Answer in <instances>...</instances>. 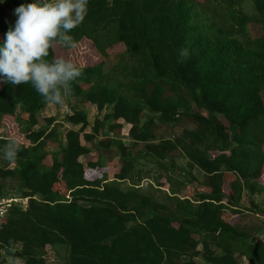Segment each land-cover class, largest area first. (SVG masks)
<instances>
[{"label": "trees", "instance_id": "obj_1", "mask_svg": "<svg viewBox=\"0 0 264 264\" xmlns=\"http://www.w3.org/2000/svg\"><path fill=\"white\" fill-rule=\"evenodd\" d=\"M246 1L89 0L84 21L68 34L98 58L83 57L92 63L77 66L83 75L68 98L110 112L94 120L91 133L84 112L68 115L65 121L79 128L66 131L55 154L47 152L57 137L55 126L49 129L54 118L34 129L46 106L42 97L31 84L13 86L0 77V124L13 120L26 128L16 160L0 159V199L9 179L25 200L12 202L0 225L1 261L11 239L23 264H47L48 250L59 264H241L238 256L264 264V240L254 241L257 230L240 226L247 212L264 217V196L261 204L253 199L264 191V0H249L252 15ZM6 5L17 0H0V46L14 26ZM250 25L260 27L255 38ZM117 45L120 54L112 51ZM182 48L189 50L184 61ZM70 50L57 46L47 59ZM123 54L137 56V64L125 74L105 69L110 57L119 61ZM144 109L151 114L145 120ZM119 120L129 127L128 146L97 143L98 152L116 149V163L105 166L101 155L85 167L79 159L91 153L86 144L101 136L103 125L120 130ZM183 121L192 128L180 135L155 134L157 122ZM10 140L0 135V147ZM138 147L139 156L165 171L168 192L160 175L157 189H141L128 153ZM176 154L195 184L192 197L173 187ZM85 168L100 177L88 179ZM245 194L250 207L242 204Z\"/></svg>", "mask_w": 264, "mask_h": 264}, {"label": "clouds", "instance_id": "obj_2", "mask_svg": "<svg viewBox=\"0 0 264 264\" xmlns=\"http://www.w3.org/2000/svg\"><path fill=\"white\" fill-rule=\"evenodd\" d=\"M89 0H35L14 10L15 24L6 33L0 46V77L13 86L31 84L46 104H65L66 93L83 70L64 57L49 61V52L57 46L75 49L77 43L68 33L84 21ZM189 57V50H179L181 61ZM20 144L10 140L0 147L3 158L16 160ZM13 240L8 241V264H23L16 256Z\"/></svg>", "mask_w": 264, "mask_h": 264}, {"label": "rangeland", "instance_id": "obj_3", "mask_svg": "<svg viewBox=\"0 0 264 264\" xmlns=\"http://www.w3.org/2000/svg\"><path fill=\"white\" fill-rule=\"evenodd\" d=\"M35 2V0H17V5L12 6V5H6L5 9L7 11V13L9 14L10 19L14 22L17 19V16L14 14V10L19 7L22 4H28V3H33ZM246 7L244 6V10L246 11L245 13H247L248 15H252L254 12L253 7H252V3L251 1H246L245 2ZM258 31H260V27L257 25H250V29H249V33L250 35L255 38L259 35ZM87 42H81L77 45V47L75 49H72L70 51H68L66 54H61L58 55L56 58L59 57H64L66 59H71L77 66H83L85 64L92 63V61H90V57L92 58V60L95 62L96 59L98 58L97 56L94 55V52L89 49L90 51L87 52L88 48L87 47ZM124 50L122 45H117L112 51L114 53H122V51ZM90 54V57H88L86 60L85 58ZM85 56V58H83ZM138 57L135 55H126L123 54L122 55V59H118L115 57H110L108 59V61H106L105 64V69L106 70H111L113 67L115 68V70H117V72L119 74H125L126 72V68L128 66L131 65H136L138 62ZM117 63V64H116ZM68 93H66V99H65V104L63 106L60 105H51V104H47V106H45L44 109L41 110L40 116H39V126H43L45 124V120L47 117H54V119L56 120L55 126L57 128V133L58 135H60V137H63V133L66 130L67 127V123L65 121V118L70 115L71 113V109L69 108V104L66 105V101L68 100ZM73 101H71L72 103ZM81 105V103H80ZM199 112H201L202 114L206 115L207 113L204 110H199ZM147 113V112H145ZM155 121H157V117L155 116ZM1 136L2 137H8V138H16L17 141H21L22 139V133L25 131V126L21 123H19L18 121H13V120H2L1 124ZM185 128H192V125L189 123H186L185 121H183L180 124L177 125H161L160 123L157 122L156 124V130H155V134L159 137V138H168L170 135L174 134V135H180L182 130ZM119 135H117L118 138ZM51 144H49L50 146H52L54 149L57 148L56 146V141L55 143L54 140L50 141ZM123 142V141H122ZM124 143H128L127 139L124 141ZM53 150V149H52ZM129 151V155L133 156L135 159V168L136 170L139 172L138 176L139 178H143V177H148L149 179L147 180L148 182L150 181V179L152 180V182H154V184H156V178L160 175V179H158V182L162 183L163 187V191H167L168 192V183L165 182V180H167V176L165 175V171L161 169V167L153 165V163L148 162V160L143 159L141 156H139V153L141 152V147L138 148H134L132 150H128ZM112 151H108V152H104L105 157L108 161V163H111L110 166L113 165L115 159L112 155ZM209 155H214V153L210 152ZM175 165L177 168H175L172 172H170V176L174 179L173 183H174V188H177L178 194L180 196H189L192 197L193 193H194V189H195V184L193 182H191V177H189L184 169L186 168V161L184 158L180 157V155H175ZM11 168L13 167V165L10 166ZM194 175H196L199 178L200 175L197 171L193 172ZM95 174H90L88 175V178H92L94 177ZM162 179V180H161ZM145 182L146 184L148 182ZM144 182V181H143ZM191 182V183H190ZM259 184L261 186H263V190H264V171L262 173V177L259 180ZM150 184H148L147 186H145V190H151V188L149 187ZM6 187H8V189H16V182L14 180H7L6 181ZM262 190V191H263ZM157 192L154 194V196L159 200V201H163V192L156 190ZM264 196V191L259 194V196H257V198H255L256 201H258V204H261L262 201V197ZM249 199H248V195L245 194L243 196V200L242 203L245 206H249ZM240 226L241 227H247V228H253L254 230H257V232L260 235H264V217L263 214H258L256 215L253 212H247L246 216L241 220L240 222ZM260 235L258 237L255 238H259ZM254 238V239H255ZM264 240V239H263ZM7 258V257H4ZM240 259V257H239ZM45 260L47 264H59L56 260V257L53 255L52 252H50V250H48L46 256H45ZM199 260V259H197ZM1 261V260H0ZM241 264H245L246 261H242L240 259L239 261ZM0 264H8V259H6V261H1Z\"/></svg>", "mask_w": 264, "mask_h": 264}, {"label": "crops", "instance_id": "obj_4", "mask_svg": "<svg viewBox=\"0 0 264 264\" xmlns=\"http://www.w3.org/2000/svg\"><path fill=\"white\" fill-rule=\"evenodd\" d=\"M68 104H69V105H68ZM66 105H68L69 108L71 109V113L74 112V111H82V112H84V113L86 114L89 125H88L87 128L85 129V133H91L92 125H93L95 119L102 120V119H103V116H104L105 114H107V113L110 112V108H105V109H103V111L99 112V111L96 109V106L91 105V104H89V103H81V105H80V104H75L74 102H72V103L70 104V103H69V99L66 101ZM46 106H47V104H46ZM57 106H58V105H57ZM44 108H45V107H44ZM44 108H43V109H44ZM145 112H147V113H145ZM71 113H70V114H71ZM143 117H144L143 119L145 120V118H147V117H151V114H150L146 109H144ZM47 118H50V117H47ZM52 118H54V117H52ZM55 123H56V120L54 119V122L51 124V126H50L49 129L53 128V127L55 126ZM66 123H67V122H66ZM115 123L120 124V125L122 126L120 130L115 129L114 131H110L108 125H103V126L101 127V136L97 137L93 142L86 144V145L91 149V153H90L89 155H87V156H82V157L79 159L80 162H81L85 167H86V163H87V162H89V161L95 162V161H97V159H98L99 156H101V155H103V158L101 157L102 163H103L105 166H110L111 163H108V161L105 160L106 157H105V154H104V152H108V151H112V152H113L111 156L114 157V159H115L114 163H116V161H117L116 149H115L114 147H111V148H109V150H105V151H104V150H100V152H98V151H97V147H98V146H97V143H98L99 141H103V140H107V139L118 140V141H121V142L123 141L122 144H124V146H128V144H129V139L127 138V137H128L127 135H128L129 127H128V126L125 124V122H123L122 120H119V121H117V122H115ZM112 124H114V123L112 122ZM37 128H39V125L36 126L34 129H37ZM55 128H56V126H55ZM78 128H79V125H77V126H73V125L67 123V127H66V130H65L64 133H63V137L61 138L60 135H58V133H57V137H56V139H54V142H52V143H55V141H56V146H57V148L54 149L52 146L49 145V146L47 147V152H48L49 154H55V153H58V152H59V147H61L60 145H64V144H65L64 135H65L66 131L69 130V129L77 130ZM56 130H57V128H56ZM21 135H22V139H21L20 142L18 141L19 143H22V142H23V139H24V135H23V133H22ZM117 135H119L118 138H117ZM5 138H6V137H5ZM12 139H13V140H17L16 138H12ZM126 139H127V142H128L127 144L124 143V141H125ZM49 144H51V142H50ZM27 145H28V144H26V146H27ZM52 149H53V150H52ZM128 153H129V151H128ZM129 154H130V153H129ZM129 157H132V156H129ZM142 158H143V157H142ZM0 159H1L2 161L5 160V159L3 158V153H2V152L0 153ZM143 159H145V158H143ZM145 160H146V159H145ZM2 161H0V167H2ZM114 163H113V164H114ZM11 165H13V164H10V165H9V168H11V167H10ZM153 165H154V164H153ZM13 167H14V165H13ZM13 167H12V168H13ZM85 172H86V177H87V178H88V175H90V174H95L94 177H92L91 179H95V178H97V177H100V174H99L98 172H96V171L89 170V169L85 168ZM88 179H90V178H88ZM141 179H142V180H141V183H140V187H141V189L145 190L144 187L147 186L148 184H150L149 187H152V188H154V189H157L156 185L154 184V182H152L151 179H150L149 182L147 181V180L149 179L147 176H146V177H143V178H141ZM143 181H144V182H143ZM146 181L148 182L147 184L145 183ZM15 190H16V189H13V190L8 189V195L5 197V199H10V200H13L14 202H16V201H20L21 198L19 197V195L17 194V192H16ZM165 192H167V191H165ZM257 196H259V194L255 195V196L253 197L255 203L258 202V201L255 200V198H257ZM21 201H22L21 203H24V202H25V200H21ZM242 204H243V203H242ZM257 204H258V203H257ZM259 235H260V234L257 232V233L255 234L254 238H255V237H258ZM254 238H253L254 241H256V240H258V239H262V240H263V239H264V235L262 234V235H260L259 238H255V239H254ZM237 258H238L239 261H240V259H241L242 261H246L243 257H240V259H239V256H238ZM6 259H8V258H4V257H3V260H4V261H6ZM197 263H198V264H203V263L201 262V260H197ZM245 264H249V263L246 261Z\"/></svg>", "mask_w": 264, "mask_h": 264}, {"label": "built area", "instance_id": "obj_5", "mask_svg": "<svg viewBox=\"0 0 264 264\" xmlns=\"http://www.w3.org/2000/svg\"><path fill=\"white\" fill-rule=\"evenodd\" d=\"M12 202L14 201L10 199H0V225L2 223L3 218L5 217L7 208Z\"/></svg>", "mask_w": 264, "mask_h": 264}]
</instances>
